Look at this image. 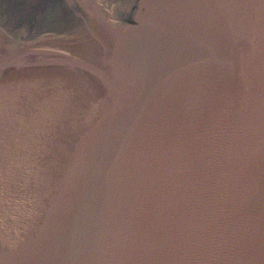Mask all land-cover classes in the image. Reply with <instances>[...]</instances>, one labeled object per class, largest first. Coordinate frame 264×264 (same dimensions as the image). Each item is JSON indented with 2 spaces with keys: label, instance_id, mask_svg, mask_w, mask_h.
Returning a JSON list of instances; mask_svg holds the SVG:
<instances>
[{
  "label": "water",
  "instance_id": "95a60500",
  "mask_svg": "<svg viewBox=\"0 0 264 264\" xmlns=\"http://www.w3.org/2000/svg\"><path fill=\"white\" fill-rule=\"evenodd\" d=\"M0 264H264V0H0Z\"/></svg>",
  "mask_w": 264,
  "mask_h": 264
}]
</instances>
